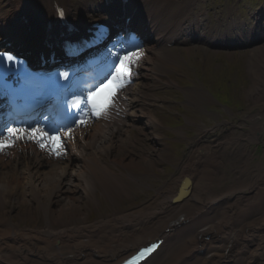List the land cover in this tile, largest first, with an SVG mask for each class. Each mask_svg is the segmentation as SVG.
<instances>
[{"label": "bare ground", "instance_id": "6f19581e", "mask_svg": "<svg viewBox=\"0 0 264 264\" xmlns=\"http://www.w3.org/2000/svg\"><path fill=\"white\" fill-rule=\"evenodd\" d=\"M152 1L147 14L154 13L159 21L169 18L171 23L160 33L164 40L169 39L166 32L195 19L183 4L170 9L165 0ZM252 42L256 56L252 66H264V45ZM132 53L136 55L130 66L125 61L128 81L115 96L120 109L72 128L71 133L80 129L81 133L73 142L64 140L60 155L44 142L42 147L31 132L17 133L14 142L8 140V151L0 150V204L12 211L0 216V264H116L156 237L164 242L144 264H264L263 168L244 178L237 167L231 182L216 189L219 160L207 166L189 157L185 168L192 182L182 200L173 202L172 197L183 177L177 185L159 189L160 196L152 203L93 223L86 220L98 185L109 195L128 186L115 166L124 167V174L130 175L132 168L154 163L155 153L166 150L156 148L155 130L147 129L143 139L130 142L126 133L145 109L146 99L153 100L152 80L156 72L167 69L173 50L151 41ZM263 73L251 86V96L263 97ZM143 124L155 127L158 119L149 113ZM257 136L253 133L249 139L255 141ZM217 178L221 184L222 176ZM24 212L31 216L42 212L45 225L19 227L13 213L21 219ZM101 232L104 238L96 236Z\"/></svg>", "mask_w": 264, "mask_h": 264}, {"label": "rangeland", "instance_id": "374dc122", "mask_svg": "<svg viewBox=\"0 0 264 264\" xmlns=\"http://www.w3.org/2000/svg\"><path fill=\"white\" fill-rule=\"evenodd\" d=\"M258 2L264 0H243L240 4L236 0H228L222 7L228 14L241 15V19L249 23ZM174 52L177 57L167 63V70L156 72L151 87L155 98L146 99L145 109L137 117L128 138L130 142L143 136L142 132L146 129H152L158 134L156 148L165 147L166 150L162 154L155 153L154 163L132 168L131 176H124L128 183L125 190L109 195L98 185L90 214L86 217L89 223L111 218L158 199L160 194L157 190L180 178L185 172L182 164L198 146L211 148L203 158V165H213L219 160L213 183L216 189L231 182L237 167L242 169L238 175L247 178L253 168L264 164V95L257 98L249 92L251 86L260 81L259 75L264 72V66H252V60H256L252 47L224 51L199 45L176 48ZM201 64L207 71L205 78L210 85L209 91L199 82ZM195 90L199 92L198 97L193 94ZM213 99L218 102L217 107L224 105L230 109L211 108ZM176 104L184 110L174 106ZM176 110L184 114L185 121L172 127L173 122L181 120L175 116ZM149 113L158 119V125L146 128L143 122ZM253 133L258 134V140L249 139ZM144 145L148 146L147 141ZM117 171L126 172V169L118 165ZM217 176H222L221 184ZM6 213L11 214L12 211L8 205L0 204V216ZM13 214L12 220L20 227L41 228L46 223L42 212L32 216L24 212L21 219Z\"/></svg>", "mask_w": 264, "mask_h": 264}, {"label": "snow or ice", "instance_id": "6c2138e0", "mask_svg": "<svg viewBox=\"0 0 264 264\" xmlns=\"http://www.w3.org/2000/svg\"><path fill=\"white\" fill-rule=\"evenodd\" d=\"M136 53H129L124 55L120 59V63L117 66V72L120 73L121 75H127L128 74V68L125 67V61L129 62V66L131 64V59L133 56H135ZM0 60H6L7 62L11 63H17L18 61L16 60L15 57H13L11 54L8 53H0ZM117 80V77L113 76L112 79H109L106 83H103L101 87L96 91L93 92L90 96V100L92 102L93 108L99 107L100 109L107 108L109 106L110 101L114 99V97L117 95L118 89H119V84L116 83L115 81ZM105 90H107V95L104 96L103 102L101 104H97V97L101 96L102 94L105 93ZM8 132L15 138L17 134V130L15 129H8ZM31 134L34 137H39L41 146L43 147V138L48 136L47 133H42L38 129H32ZM51 142L54 145V151L59 150L60 147V137L59 136H51L50 137ZM10 146L7 144L5 141L0 140V150H4L6 147ZM156 245H152L151 247L144 248L140 250L135 257H133L131 260L126 261V264H136V262L143 257L146 253H151L155 249Z\"/></svg>", "mask_w": 264, "mask_h": 264}]
</instances>
